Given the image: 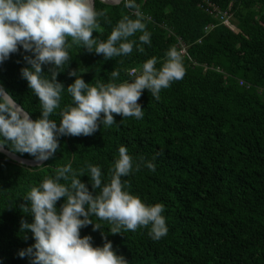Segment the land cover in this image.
<instances>
[{
    "label": "trees",
    "instance_id": "16d2710c",
    "mask_svg": "<svg viewBox=\"0 0 264 264\" xmlns=\"http://www.w3.org/2000/svg\"><path fill=\"white\" fill-rule=\"evenodd\" d=\"M199 1L135 0L149 18L151 44L143 45V53L134 45L130 55L105 60L82 45L68 50L72 60L57 76L65 87L60 108L50 116L58 125L60 111L72 103L66 89L76 79L68 75L72 69L84 71L79 74L91 85L107 84L116 69L120 75L111 82L119 84L132 79L128 70L140 69L151 57H157L159 69L177 37L187 44L190 59L183 57L185 76L163 89L159 100L143 91L142 119L116 115L115 124L101 125L93 135L60 136L58 149L43 165L20 164L0 152V264H31L19 251L35 243L31 230L21 231L22 220L33 222L21 207H30L24 198L32 187L55 178L56 169L69 163L74 170L99 166L107 183L121 146L134 162L143 157L156 165L155 171L142 166L122 180L146 204L165 206L168 233L153 240L149 226L111 234L112 225L93 216L103 234L88 225L81 228L82 237L90 235L93 246H103L107 235L129 264H264V0H210L223 9L230 4L233 19L226 23L207 14ZM96 9L106 11L98 18L103 31L93 33L98 41L107 40L123 15L135 19L123 0L118 6L96 0ZM208 23L214 26L205 31ZM141 34L129 39L139 42ZM25 55L32 53L21 46L0 63V86L35 120L41 106L21 75L29 66ZM42 67L51 79L52 66ZM79 179L99 192L87 173ZM64 202L61 198L57 209Z\"/></svg>",
    "mask_w": 264,
    "mask_h": 264
},
{
    "label": "clouds",
    "instance_id": "9594fccd",
    "mask_svg": "<svg viewBox=\"0 0 264 264\" xmlns=\"http://www.w3.org/2000/svg\"><path fill=\"white\" fill-rule=\"evenodd\" d=\"M121 2L101 0V3L117 6ZM123 5L133 10L131 15L135 19L123 15L107 40L98 41L93 33L103 31L98 18L106 17V11L96 9V0H0V63L18 52L21 46L26 53H32L24 56L29 66L21 69V75L41 106V116L33 120L0 86V151L7 146L11 153H27L34 157L37 165H43L58 149V137L93 135L101 125L107 128L115 124L116 115L142 119L143 107L138 101L145 89L159 100L163 89L183 79L186 74L183 52L175 46L166 52L159 69L157 57H151L140 69L128 70L127 75L132 79L119 84L111 82L120 75L116 69L110 73V82L98 81L96 85L85 82L79 74L84 71L72 69L68 75L76 79L66 88L72 103L60 111L59 125L50 119L60 108L65 87L57 76L72 60L68 50L73 45H82L88 52L94 51L107 60L130 55L134 45L143 53V45L151 44V33L146 29L149 18L140 11L135 0H123ZM137 32L142 33L139 42L129 39ZM43 65L52 66L51 79L45 77ZM142 166L151 171L156 168L143 157L134 162L121 146L118 158L109 168L107 183L103 182L101 168L96 165L88 164L87 170H74L70 163L57 168L55 178H44L24 198L30 202V207L27 204L21 207L25 213L32 214L33 222L22 220L21 231L31 230L35 243L20 250L19 256H27L31 264H129L123 255L116 253L107 235H103V246H93L92 237H82L80 230L88 225L93 226V231L101 230L102 225L92 219L95 216L112 225L111 234L150 226L148 235L153 240L167 235L165 206L146 204L128 191L131 184L122 180L133 171H140ZM85 173L90 177L92 189L99 192L89 191L79 179ZM61 198H65V202L57 209Z\"/></svg>",
    "mask_w": 264,
    "mask_h": 264
},
{
    "label": "built area",
    "instance_id": "2783aa9c",
    "mask_svg": "<svg viewBox=\"0 0 264 264\" xmlns=\"http://www.w3.org/2000/svg\"><path fill=\"white\" fill-rule=\"evenodd\" d=\"M198 6L203 9L207 14L212 15L214 18L218 19L221 23H226L227 21L233 19L230 4L223 9L217 6L215 3L211 2L210 0H200ZM213 26V23H208L204 26V30L208 31L213 28ZM176 47L178 50H182L183 57L189 58V55L187 53V44L179 37H177Z\"/></svg>",
    "mask_w": 264,
    "mask_h": 264
},
{
    "label": "water",
    "instance_id": "95a60500",
    "mask_svg": "<svg viewBox=\"0 0 264 264\" xmlns=\"http://www.w3.org/2000/svg\"><path fill=\"white\" fill-rule=\"evenodd\" d=\"M101 1V0H100ZM111 4V3H108ZM1 153H3L4 155H6L8 158H10L11 160L20 163V161H24L25 163H23L24 165H28V166H36L37 164L35 163L34 159H27V158H23L19 155H16L15 153H11L9 150H7L6 148H4L3 151H0ZM21 164V163H20Z\"/></svg>",
    "mask_w": 264,
    "mask_h": 264
}]
</instances>
